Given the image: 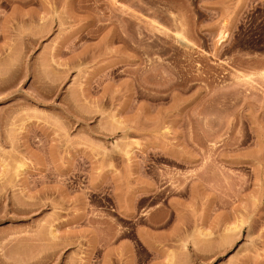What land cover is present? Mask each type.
<instances>
[{
  "label": "rangeland",
  "instance_id": "374dc122",
  "mask_svg": "<svg viewBox=\"0 0 264 264\" xmlns=\"http://www.w3.org/2000/svg\"><path fill=\"white\" fill-rule=\"evenodd\" d=\"M0 264H264V0H0Z\"/></svg>",
  "mask_w": 264,
  "mask_h": 264
},
{
  "label": "bare ground",
  "instance_id": "6f19581e",
  "mask_svg": "<svg viewBox=\"0 0 264 264\" xmlns=\"http://www.w3.org/2000/svg\"><path fill=\"white\" fill-rule=\"evenodd\" d=\"M221 34H222V33H221ZM223 36H224V35H223ZM222 39H223V38H222ZM23 165H24V164H23ZM21 166H22V165H19V164H18L17 169L22 168ZM17 171H18V170H17ZM16 173H17V172H16ZM46 203H47V202H46ZM51 233H52L54 236L56 235L54 230H51ZM52 234H51V235H52Z\"/></svg>",
  "mask_w": 264,
  "mask_h": 264
},
{
  "label": "crops",
  "instance_id": "0c3cea01",
  "mask_svg": "<svg viewBox=\"0 0 264 264\" xmlns=\"http://www.w3.org/2000/svg\"><path fill=\"white\" fill-rule=\"evenodd\" d=\"M170 239V237L167 238V241ZM169 242V241H168Z\"/></svg>",
  "mask_w": 264,
  "mask_h": 264
}]
</instances>
